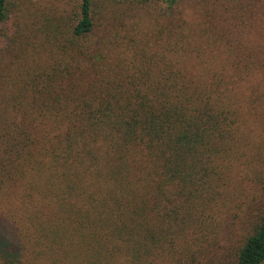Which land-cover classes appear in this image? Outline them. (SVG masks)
<instances>
[{"label":"trees","instance_id":"16d2710c","mask_svg":"<svg viewBox=\"0 0 264 264\" xmlns=\"http://www.w3.org/2000/svg\"><path fill=\"white\" fill-rule=\"evenodd\" d=\"M180 1L0 0V264H264V212L226 247L209 222L264 110V43L236 23L261 0H214L196 40Z\"/></svg>","mask_w":264,"mask_h":264},{"label":"rangeland","instance_id":"374dc122","mask_svg":"<svg viewBox=\"0 0 264 264\" xmlns=\"http://www.w3.org/2000/svg\"><path fill=\"white\" fill-rule=\"evenodd\" d=\"M26 3L30 9H40L45 12H67L75 0H19ZM214 0H181L180 8L184 12L187 27L198 39V30L205 28L206 23H202V13L207 8L214 13L216 10H223L219 4L213 5ZM241 2V1H240ZM238 2L240 8L239 20L243 28L248 29L241 32V40L250 41L251 45L264 43V0L254 1V3ZM231 4V3H230ZM233 5H237L233 3ZM198 6V8H196ZM230 11V10H229ZM231 15V14H230ZM209 17V15H207ZM213 32L218 33L229 26L230 31H236L232 23H221L218 20H209ZM231 25L233 27H231ZM215 50V49H214ZM217 51V50H216ZM261 76V75H259ZM263 77V76H262ZM244 121L238 125L237 139L233 143L230 157L227 160L225 174L226 184L221 188V196L218 198V209L213 216L211 230L215 229L221 234L218 240L220 245L228 246L237 242L245 235L251 222L256 216L264 212V110L261 107L256 109L245 108L242 111ZM2 225L4 223L0 222ZM11 233V229L7 228ZM210 230V231H211ZM208 235L210 233H207ZM214 243V244H213ZM212 250L217 247V242H210ZM13 251L14 247L8 248Z\"/></svg>","mask_w":264,"mask_h":264}]
</instances>
